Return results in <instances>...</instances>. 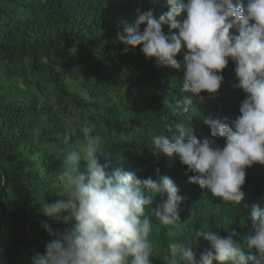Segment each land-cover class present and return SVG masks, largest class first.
I'll return each mask as SVG.
<instances>
[{
	"label": "trees",
	"instance_id": "trees-1",
	"mask_svg": "<svg viewBox=\"0 0 264 264\" xmlns=\"http://www.w3.org/2000/svg\"><path fill=\"white\" fill-rule=\"evenodd\" d=\"M149 10L158 19L168 8L165 0H0V264H31L43 254L51 239L43 223L61 231L70 226V219L53 220L42 208L66 199L57 173L66 151L80 150L82 125L101 137L98 161L107 171L119 168L143 180L158 170L183 198L175 226L160 224L152 212L166 197H153L146 209L155 246L151 264H165L174 241H194L198 259L209 248L195 238L201 227L221 237L235 231L233 239L246 246L253 228L245 205L264 209V165L246 168L244 200L234 205L189 183L193 173L152 144L154 135H171L168 129L183 123L199 140L222 148L224 139L212 137L203 121L227 123L240 114L245 93L234 87L235 64L229 60L221 71L216 95L184 92L183 48L175 69L145 58L141 45L125 53L117 40L138 11ZM162 30L167 34L168 26ZM186 97L189 111L176 110Z\"/></svg>",
	"mask_w": 264,
	"mask_h": 264
},
{
	"label": "clouds",
	"instance_id": "clouds-1",
	"mask_svg": "<svg viewBox=\"0 0 264 264\" xmlns=\"http://www.w3.org/2000/svg\"><path fill=\"white\" fill-rule=\"evenodd\" d=\"M168 11L154 18L151 10L137 12L135 21L125 24L117 40L129 49L141 45L145 58L158 66L180 68L177 55L184 49L182 90L216 95L223 82L220 74L229 60L235 64V88L245 93L239 115L229 121L205 118L212 137L223 138L221 148L209 139L199 140L192 128L177 123L171 135L152 137L160 154L178 159L189 183L224 202L239 205L244 200L242 186L246 168L264 165V0H165ZM141 25H145L141 31ZM168 26V32L162 26ZM192 100L184 98L176 110L187 113ZM84 142L79 151H66L57 173L64 197L44 204L43 214L53 220H69L64 230L42 227L51 237L43 254L31 264H151L155 246L149 236L152 220L146 209L155 196L166 197L153 214L162 225L179 222L182 197L167 176L138 179L121 169L107 171L99 163L101 137L86 125L80 127ZM70 134L65 133L63 145ZM65 151L64 148L60 149ZM246 221L253 231L241 247L231 232L221 237L212 228L195 232L196 240L209 248L196 258L194 241H174L163 257L165 264H264V209L245 205ZM152 209V208H151ZM67 214V215H65ZM194 215V213H192Z\"/></svg>",
	"mask_w": 264,
	"mask_h": 264
}]
</instances>
